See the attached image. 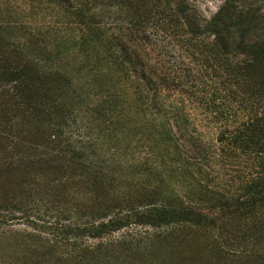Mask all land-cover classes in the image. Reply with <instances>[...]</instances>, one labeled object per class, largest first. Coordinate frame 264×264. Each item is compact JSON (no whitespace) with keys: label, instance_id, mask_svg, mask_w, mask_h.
Segmentation results:
<instances>
[{"label":"trees","instance_id":"16d2710c","mask_svg":"<svg viewBox=\"0 0 264 264\" xmlns=\"http://www.w3.org/2000/svg\"><path fill=\"white\" fill-rule=\"evenodd\" d=\"M174 69L220 118L246 114L218 149L166 99ZM128 128L160 161L114 168L98 140ZM40 212L64 221L52 234L4 224ZM133 224L145 229L115 235ZM5 241L18 264H264L263 3L222 0L207 17L190 0H0Z\"/></svg>","mask_w":264,"mask_h":264},{"label":"rangeland","instance_id":"374dc122","mask_svg":"<svg viewBox=\"0 0 264 264\" xmlns=\"http://www.w3.org/2000/svg\"><path fill=\"white\" fill-rule=\"evenodd\" d=\"M205 16L212 15L217 8L220 6L222 0H190ZM263 3V11H264V0H260ZM159 42V41H158ZM160 44V43H159ZM168 45V44H167ZM158 47L154 49V55L157 53ZM167 49V48H166ZM168 50L174 54H179L177 48ZM170 53V54H171ZM167 57L161 56L162 62L168 61L170 59L169 55ZM185 63L188 62L187 60L184 61ZM187 65V64H185ZM166 72L170 71L171 69H164ZM186 69H174V74L177 76H182L181 83L182 85L177 87L175 91L166 92V99L173 100L176 103H180L183 107L185 113L188 115L192 125L197 129L198 135L201 139L206 143H212L215 149L219 148V136L224 131V129L229 126L233 127L236 125V121L246 117L245 113L240 112L236 115V119L234 117H229L228 119L220 118L216 113L213 112L214 104L213 101L208 105L204 103L205 93L204 87L200 82L193 81L192 76H186L185 74ZM194 71V69H192ZM215 105L223 107L224 112L229 115L232 113L231 108L221 101L216 100ZM216 109V108H214ZM225 114V116H226ZM140 121H137L139 123ZM118 130L120 128L117 126ZM81 134L84 136L85 134L88 135L89 131L81 132L76 131V135ZM144 136L142 132L139 130H135L132 128H128L123 131H117L116 133L113 132H102L100 138L98 140L97 147L105 149L108 151L111 148L109 155L110 161L113 163L114 168H120V166H124L127 164H131L138 159L139 157L142 159H146L150 157V154L153 155L155 160L160 161V156L156 154V149L152 151L153 146L149 147L148 144H153V141L147 143L144 141ZM101 145H103L101 147ZM221 161V160H220ZM111 163V164H112ZM220 162H215L214 168L216 172L222 174L225 173L221 170L219 166ZM232 165V164H231ZM235 167L229 166V171H227V175L231 171L230 176L236 179H240L242 175H246L245 168H243L242 164L239 166L238 164H233ZM239 166V167H238ZM118 173V172H117ZM19 218L13 219H6L4 224L8 228H13L17 232H27L30 231L33 227H37L38 229H44L49 234H52L56 231L54 228L57 222H63V217L57 215L56 213H45L40 212L39 214H33L29 218L19 215ZM145 228L141 226L131 225L130 227L118 231L115 235L121 234L125 230L131 231H138L144 230ZM14 250V249H13ZM10 246L6 244V241L3 245H0V264H18L17 257L18 251L14 252Z\"/></svg>","mask_w":264,"mask_h":264}]
</instances>
